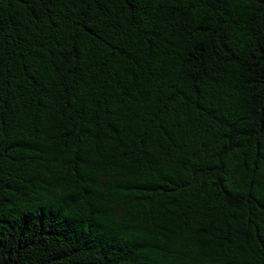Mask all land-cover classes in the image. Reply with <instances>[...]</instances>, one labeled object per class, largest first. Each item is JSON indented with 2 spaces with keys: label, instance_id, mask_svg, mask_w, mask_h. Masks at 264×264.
Masks as SVG:
<instances>
[{
  "label": "trees",
  "instance_id": "1",
  "mask_svg": "<svg viewBox=\"0 0 264 264\" xmlns=\"http://www.w3.org/2000/svg\"><path fill=\"white\" fill-rule=\"evenodd\" d=\"M0 264H264V0H0Z\"/></svg>",
  "mask_w": 264,
  "mask_h": 264
}]
</instances>
